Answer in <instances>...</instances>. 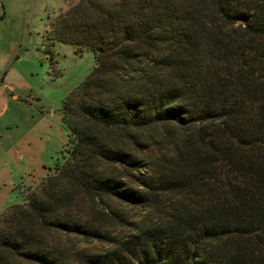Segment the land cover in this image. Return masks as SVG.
Here are the masks:
<instances>
[{
    "label": "trees",
    "instance_id": "16d2710c",
    "mask_svg": "<svg viewBox=\"0 0 264 264\" xmlns=\"http://www.w3.org/2000/svg\"><path fill=\"white\" fill-rule=\"evenodd\" d=\"M237 3L59 12L51 38L92 49L95 64L62 102L64 159L0 214V264H264V0ZM80 194L120 230L74 210ZM47 230L111 245L67 259Z\"/></svg>",
    "mask_w": 264,
    "mask_h": 264
},
{
    "label": "rangeland",
    "instance_id": "374dc122",
    "mask_svg": "<svg viewBox=\"0 0 264 264\" xmlns=\"http://www.w3.org/2000/svg\"><path fill=\"white\" fill-rule=\"evenodd\" d=\"M71 1L0 0V139L11 136L14 142L8 150L0 151V214L9 205L22 202L31 187L64 159L68 130L62 121V102L95 64L92 49L51 38L53 21ZM237 1L236 5L243 7L257 0ZM208 20L219 26L239 24L237 19H223L214 12ZM31 178L38 180L32 183ZM113 206L126 210L132 218L153 216L143 206ZM73 208L113 231L120 230L113 213L105 215L103 205L88 195L80 194ZM45 232L62 238L67 259L83 249L100 251L111 245Z\"/></svg>",
    "mask_w": 264,
    "mask_h": 264
},
{
    "label": "crops",
    "instance_id": "0c3cea01",
    "mask_svg": "<svg viewBox=\"0 0 264 264\" xmlns=\"http://www.w3.org/2000/svg\"><path fill=\"white\" fill-rule=\"evenodd\" d=\"M6 84V83H5ZM13 97L15 96V94H13L12 95ZM5 106V108H7V105H4ZM3 135V134H2ZM7 135H9V134H7ZM4 136V135H3ZM14 142H13V140H12V138H11V136H6V139H0V151H3V150H8L9 148H11L12 147V144H13ZM38 180V179H37ZM37 180H35V179H33V178H31V180H30V182H36Z\"/></svg>",
    "mask_w": 264,
    "mask_h": 264
}]
</instances>
